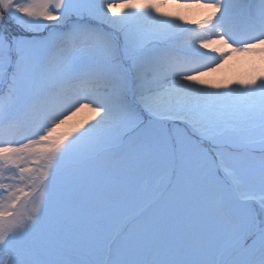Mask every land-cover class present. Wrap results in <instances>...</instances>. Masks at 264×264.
Returning <instances> with one entry per match:
<instances>
[{
	"label": "snow or ice",
	"instance_id": "1",
	"mask_svg": "<svg viewBox=\"0 0 264 264\" xmlns=\"http://www.w3.org/2000/svg\"><path fill=\"white\" fill-rule=\"evenodd\" d=\"M0 264H264V0H0Z\"/></svg>",
	"mask_w": 264,
	"mask_h": 264
},
{
	"label": "bare ground",
	"instance_id": "2",
	"mask_svg": "<svg viewBox=\"0 0 264 264\" xmlns=\"http://www.w3.org/2000/svg\"><path fill=\"white\" fill-rule=\"evenodd\" d=\"M185 14L189 20H199L203 16V13L197 9L186 10ZM259 66V59L253 63L245 56L234 55L228 59L222 67L215 72L207 74L203 79L217 84H230L237 80L248 79L252 74L259 70ZM81 118L82 116L74 118L71 123H75Z\"/></svg>",
	"mask_w": 264,
	"mask_h": 264
}]
</instances>
